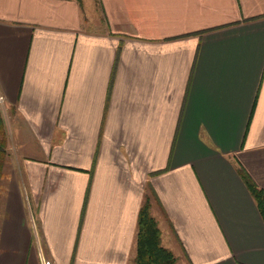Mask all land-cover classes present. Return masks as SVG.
<instances>
[{"label":"crops","instance_id":"0c3cea01","mask_svg":"<svg viewBox=\"0 0 264 264\" xmlns=\"http://www.w3.org/2000/svg\"><path fill=\"white\" fill-rule=\"evenodd\" d=\"M0 264H264V0H0Z\"/></svg>","mask_w":264,"mask_h":264},{"label":"trees","instance_id":"16d2710c","mask_svg":"<svg viewBox=\"0 0 264 264\" xmlns=\"http://www.w3.org/2000/svg\"><path fill=\"white\" fill-rule=\"evenodd\" d=\"M78 3L81 0H74ZM7 161L6 133L0 113V181ZM239 177L253 198L264 224V190L258 188L243 168L238 169ZM150 198L145 197L138 213L135 234V264H175L170 251L162 247L160 232L155 220L150 215Z\"/></svg>","mask_w":264,"mask_h":264},{"label":"built area","instance_id":"2783aa9c","mask_svg":"<svg viewBox=\"0 0 264 264\" xmlns=\"http://www.w3.org/2000/svg\"><path fill=\"white\" fill-rule=\"evenodd\" d=\"M3 102L4 99L3 97L0 96V105H2ZM39 262L40 264H51V262L48 259H46L41 252L39 253Z\"/></svg>","mask_w":264,"mask_h":264}]
</instances>
